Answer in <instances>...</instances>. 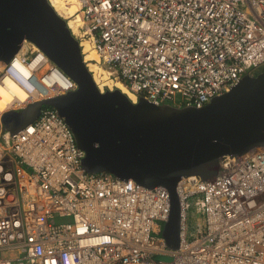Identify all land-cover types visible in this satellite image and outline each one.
<instances>
[{
    "label": "built area",
    "instance_id": "1",
    "mask_svg": "<svg viewBox=\"0 0 264 264\" xmlns=\"http://www.w3.org/2000/svg\"><path fill=\"white\" fill-rule=\"evenodd\" d=\"M79 4L81 50L87 40L137 98L200 107L264 70V0ZM55 70L63 73L29 42L0 63V264H264V146L223 155L212 178L178 180L171 248L165 186L87 171L85 151L51 105L18 130L2 122L77 88L64 73L72 85L50 79L47 88Z\"/></svg>",
    "mask_w": 264,
    "mask_h": 264
},
{
    "label": "water",
    "instance_id": "2",
    "mask_svg": "<svg viewBox=\"0 0 264 264\" xmlns=\"http://www.w3.org/2000/svg\"><path fill=\"white\" fill-rule=\"evenodd\" d=\"M25 41L36 44L77 88L4 113V125L18 130L38 116L42 105H51L85 151L87 171L165 186L171 214L163 234L171 248L179 241L178 180L191 174L212 178L223 155L264 146V70L244 75L200 107L157 105L143 97L133 101L117 88H98L78 40L48 0H0V63Z\"/></svg>",
    "mask_w": 264,
    "mask_h": 264
},
{
    "label": "bare ground",
    "instance_id": "3",
    "mask_svg": "<svg viewBox=\"0 0 264 264\" xmlns=\"http://www.w3.org/2000/svg\"><path fill=\"white\" fill-rule=\"evenodd\" d=\"M54 10L67 21V26L71 33L75 36L80 35V25L82 23V12L80 9L79 0H48ZM25 41L22 45L20 51L16 54H21L26 50L27 43ZM31 47H37L36 44L29 42ZM83 60L88 71L91 73V76L101 91L105 89H119L121 92L126 94L131 100L136 101L137 97L135 94L130 91L126 86L121 84L118 80L111 77L109 70L101 64V59L98 52L91 46L87 40L81 42ZM15 54V55H16ZM49 66L50 64H45ZM50 79H53L54 82L62 83L64 82L66 86L72 85L71 81L60 71L55 70L54 73L48 74V77L45 80V85L49 86ZM50 93V92H49ZM21 95V94H20ZM0 109H3V106L0 105Z\"/></svg>",
    "mask_w": 264,
    "mask_h": 264
},
{
    "label": "rangeland",
    "instance_id": "4",
    "mask_svg": "<svg viewBox=\"0 0 264 264\" xmlns=\"http://www.w3.org/2000/svg\"><path fill=\"white\" fill-rule=\"evenodd\" d=\"M180 97H179V95H177V99H179Z\"/></svg>",
    "mask_w": 264,
    "mask_h": 264
}]
</instances>
